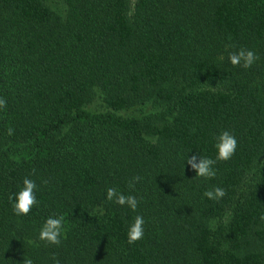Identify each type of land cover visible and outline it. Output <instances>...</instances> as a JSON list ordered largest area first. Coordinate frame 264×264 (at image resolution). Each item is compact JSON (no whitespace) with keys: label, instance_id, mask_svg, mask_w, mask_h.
<instances>
[{"label":"trees","instance_id":"obj_1","mask_svg":"<svg viewBox=\"0 0 264 264\" xmlns=\"http://www.w3.org/2000/svg\"><path fill=\"white\" fill-rule=\"evenodd\" d=\"M0 97V264H264V0H0ZM224 130L234 156L197 177L186 156ZM25 177L39 203L18 216ZM52 215L60 246L38 240Z\"/></svg>","mask_w":264,"mask_h":264},{"label":"clouds","instance_id":"obj_2","mask_svg":"<svg viewBox=\"0 0 264 264\" xmlns=\"http://www.w3.org/2000/svg\"><path fill=\"white\" fill-rule=\"evenodd\" d=\"M229 47L234 48L232 45H229ZM259 58L260 57L256 54V52L244 47L230 51L228 54V59L233 66H239L245 69L252 67L256 61L259 60ZM221 59H223V57H221ZM6 107L7 101L0 97V109H5ZM7 132L11 135L13 134L14 129L9 127ZM216 139L217 142L214 145L216 149V156L214 159L211 157H204L199 154L186 156L185 161L187 165L195 171L197 177L213 179L216 176V169L214 165L217 161H227L234 156L238 146V141L233 133L228 130H224ZM140 180L141 177L139 176L133 177L132 181L129 183V187L134 188L135 183ZM36 191V182L29 177H25L20 191L9 196L15 215L27 216L32 211L33 207L38 205L39 202L37 200ZM203 195L209 200L219 201L226 195V190L222 187L214 186L211 189L206 190ZM106 199L108 201L115 202L119 206H127L133 212L136 211L139 204V200L135 195H125L123 192L118 191L115 187L106 189ZM261 219H264V216H262ZM64 220L65 218L63 215H52L46 218L39 230L38 240L45 242L48 245L60 246L62 239H66ZM144 225V217L139 214L136 215L132 223L129 224L127 230V241L129 244H133L143 239ZM52 259L54 264H60L55 254H53ZM23 264H34V262L31 258H24Z\"/></svg>","mask_w":264,"mask_h":264}]
</instances>
